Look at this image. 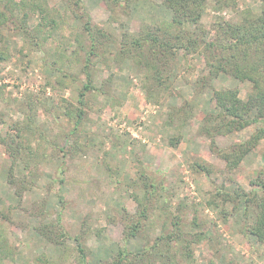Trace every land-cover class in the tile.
Returning a JSON list of instances; mask_svg holds the SVG:
<instances>
[{"label": "rangeland", "instance_id": "rangeland-1", "mask_svg": "<svg viewBox=\"0 0 264 264\" xmlns=\"http://www.w3.org/2000/svg\"><path fill=\"white\" fill-rule=\"evenodd\" d=\"M83 3L93 22L111 33L116 41L120 39V23L124 30L134 34L150 22L171 20L170 12L160 0H133L128 15L117 10L112 12V17L102 0H83ZM213 4L208 0L201 20L207 31L215 17L236 22L244 9L258 13L260 0H238L236 5L218 12ZM45 9L46 16L56 24L51 38L42 44L44 55L41 51L20 52V39L6 30L0 31V46L7 45L12 54L9 61L0 64V87H3L0 111L7 122L0 124V134L15 135L9 126L24 118L20 114L22 103L27 96H39L45 98L51 110L47 114L40 108L36 123L60 143V130L65 128L66 119L54 116L63 114L67 102L77 106L79 91L86 81L80 62L84 52L72 54L78 50L74 39L78 21L65 9L62 0H47ZM38 17L39 13L29 16L26 21L29 29L37 25ZM108 43V53L102 47L96 50L97 57H92L96 64L90 71L95 87L99 88L110 74L113 85L109 88L110 95L97 91L89 92L85 98L80 140L86 146L85 155H69L62 163L56 150L47 147L39 164L26 171L19 163H13L6 146L0 144V264H76L73 257L63 254L62 248L37 232L38 226L57 219L73 237L86 218L89 231L84 243L91 250L90 263L102 264L109 259L123 245L120 212L124 209L133 214L136 209L130 197L137 177L136 159L160 179L161 186H165L162 194L176 196L173 205L183 200L196 209L199 226L188 229L194 234H204L195 244L197 264H206L208 259H213L215 264H264V244L243 235L242 207L228 203L224 212L206 205L213 191L211 181L229 191L237 188L250 191V181L262 168L264 141L231 174L217 155L219 149L243 141L250 130L222 137L216 132L219 121H210L212 139L201 132L208 117L220 113L214 93L237 89L239 98L245 99L250 83L220 75L210 88L197 94L194 86L204 65L203 57L179 53L172 76L146 99L140 87L144 71L127 60L119 67L114 65L111 58L117 45ZM62 76L65 80L58 84ZM148 83L157 85L150 77ZM119 97L127 99L117 105ZM37 142L31 143L32 147ZM12 163L16 181L10 185ZM199 166H208L210 177ZM16 190L21 191V196L15 194ZM189 212L187 218L192 220L196 213L191 209ZM152 220L153 225L147 231L150 238L161 229L160 222ZM252 222L251 217L248 223ZM56 232L53 229L49 233L55 236ZM66 243L74 246L72 240ZM142 243V239L136 238L129 248L138 250Z\"/></svg>", "mask_w": 264, "mask_h": 264}, {"label": "trees", "instance_id": "trees-1", "mask_svg": "<svg viewBox=\"0 0 264 264\" xmlns=\"http://www.w3.org/2000/svg\"><path fill=\"white\" fill-rule=\"evenodd\" d=\"M102 1L111 16L112 12L117 10L128 15L133 0ZM237 1L212 0L213 9L218 12L236 5ZM160 2L170 12V21H162L159 24L150 22L134 34L124 30L120 23V39L116 41L111 33L93 22L83 0H62L65 9L72 13L75 21H78V33L74 35L78 50L73 51L72 54L78 55L79 52H84L80 62L86 81L82 83L79 91L77 106L73 107L63 101L66 103L63 114L54 116L66 119L65 128L62 127L60 130V143L55 137L50 138L48 133L36 123L40 108L47 114L51 110L47 107L45 98L26 97L20 107V114L24 118L9 126V130H13L15 135L8 132L0 134V144L6 146L13 163H19L23 170L27 171L33 164H39L45 156L43 151H46L47 147L56 150L62 163L69 155L79 154V157H82L86 154V146L80 142L85 114L82 107L86 103L85 98L89 92L97 93V91L105 96L110 95L109 88L113 85V76L110 74L99 88L95 87L92 84L93 74L90 71V67L96 64L92 60L93 56L97 57L96 50L102 47L108 53V41L117 45L114 57L111 58L114 65L119 67L127 60L144 71L145 78L140 87L146 99L151 97L159 84L172 76L175 59L179 53L199 54L203 57L204 65L194 86L195 89L197 87V94L210 88L213 80L220 75H228L239 82L250 83L251 89L245 99L239 98L237 89L215 92L220 113L211 114L201 128V132L207 133L211 139L213 136L210 133L212 130L209 127L210 121L212 123L219 121L216 132L222 137L250 130L243 141L233 143L217 152L228 174L233 173L242 160L264 141V0H260L258 13L253 14L248 8L244 9L239 13L241 18L236 22L215 17L209 31L205 30L201 23L208 0H160ZM46 4L47 0H0V31L6 30L13 37L20 39V52L41 51L44 55L42 44L51 38L52 27L56 24L54 19L46 16L48 11L45 9ZM34 13H39V22L29 29L26 21ZM11 57L9 47L2 44L0 64L9 61ZM105 65L108 66L106 63ZM149 77L157 85L154 87L149 85ZM64 80L62 76L57 82L63 84ZM2 91L3 87H0V97ZM123 99L119 97L115 103L121 105ZM6 123L4 114L0 111V124ZM34 141L38 142L32 147L31 143ZM13 163L8 176L10 185L16 181L12 173ZM135 163L137 177L133 181L134 192L130 197L136 209L133 214L124 209L120 212L123 245L119 246L102 264H197L195 244L202 240L204 234L201 232L194 234L188 229L189 226H199L196 209L190 208L183 200L176 201L173 205L176 196L172 193L162 194L165 186H161L163 184L160 179L149 173L139 160L136 159ZM199 168L210 177L211 170L208 166H199ZM210 183L213 191L206 205L224 212H227L224 205L228 203H235V207L240 205L244 218L243 235L252 236L256 241L264 244V154L262 168L257 177L249 183L250 191L240 188L229 191L216 182ZM15 194L21 196V191L16 190ZM190 209L196 213L193 214L192 220L187 218ZM251 217L253 222L248 223ZM152 218L160 222L161 229L155 237L150 238L147 231L153 225ZM60 224L57 219L54 223L43 224L36 229L47 241L62 248L63 254L73 257L76 264H91L89 260L91 250L84 243L89 231L86 218L80 225V231L73 237L69 236ZM53 229L58 230L55 236L49 233ZM136 238L142 239L143 243L140 249L132 250L129 248V243ZM66 240H72L74 246L68 245ZM206 264H215V261L208 259Z\"/></svg>", "mask_w": 264, "mask_h": 264}, {"label": "crops", "instance_id": "crops-1", "mask_svg": "<svg viewBox=\"0 0 264 264\" xmlns=\"http://www.w3.org/2000/svg\"><path fill=\"white\" fill-rule=\"evenodd\" d=\"M125 98V100L127 99V97H124Z\"/></svg>", "mask_w": 264, "mask_h": 264}]
</instances>
